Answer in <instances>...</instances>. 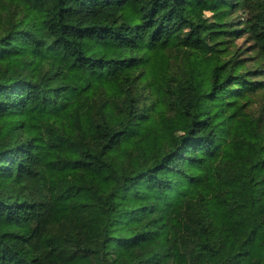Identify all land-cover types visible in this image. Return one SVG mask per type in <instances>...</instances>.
Returning <instances> with one entry per match:
<instances>
[{
    "label": "trees",
    "instance_id": "1",
    "mask_svg": "<svg viewBox=\"0 0 264 264\" xmlns=\"http://www.w3.org/2000/svg\"><path fill=\"white\" fill-rule=\"evenodd\" d=\"M0 264H264V0H0Z\"/></svg>",
    "mask_w": 264,
    "mask_h": 264
},
{
    "label": "rangeland",
    "instance_id": "2",
    "mask_svg": "<svg viewBox=\"0 0 264 264\" xmlns=\"http://www.w3.org/2000/svg\"><path fill=\"white\" fill-rule=\"evenodd\" d=\"M206 15H209V13H205ZM236 45H238L239 47H242L245 49V51H248V54H245L247 55L248 57H252V52H250V48H249V40L247 38H245V36H242V37H238L236 38ZM251 64V67H253V64L252 62L249 63V65ZM258 79H261V78H258ZM252 98L254 100V104L252 106V109H257V110H254L255 112H258V109L259 107L262 105L263 103V99L260 97V96H256V95H252Z\"/></svg>",
    "mask_w": 264,
    "mask_h": 264
}]
</instances>
